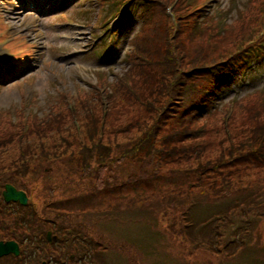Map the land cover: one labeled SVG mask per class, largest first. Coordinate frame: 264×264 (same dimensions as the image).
Listing matches in <instances>:
<instances>
[{
  "label": "trees",
  "instance_id": "obj_1",
  "mask_svg": "<svg viewBox=\"0 0 264 264\" xmlns=\"http://www.w3.org/2000/svg\"><path fill=\"white\" fill-rule=\"evenodd\" d=\"M160 13L162 15L163 10L156 5L152 20ZM132 43L135 61H128L121 78L113 84L112 92L94 88L88 92L90 99L85 94L76 107L65 105L45 114L44 130L33 129L25 137L27 149L24 153L19 149L18 140L5 143H17L21 177L28 176L35 162L32 155L36 145L30 143L31 139L41 145L40 150L45 143H51L58 148L73 147L74 154L75 146L78 148L75 162L81 170L77 173L82 178L94 179V190L91 197L85 194L63 199L68 204L61 201L62 205H52L49 201L47 206L52 205V208L48 210L54 213L57 225L67 220L75 202H82V205L72 210L96 208L101 211L103 208L99 207L105 198L108 209L123 210L119 202L132 205L134 201L123 197L133 195L137 207L144 213L139 217L146 222L142 224L153 226L154 231L157 224H164L153 218L166 215L168 233L174 230L178 234L181 241L170 234L179 252L175 259L168 257L170 260L199 264L192 261L195 250L207 255L208 260L219 261L233 260L239 252H250V236L257 232L264 219V101H260L258 95L260 91L264 97V88L257 89L253 95L247 94L236 104L231 117L234 121L242 114L244 123L229 133L224 128L225 109L215 113L219 122H208L210 105L218 99L219 90L214 84L223 85L225 79L214 77L210 80L205 75L220 71V65L209 67L203 63L201 54H185V45L176 44L159 23L152 35L141 39L135 36ZM175 50L179 54H175ZM179 55L186 61L181 62ZM135 64L143 67L139 69ZM127 105L137 107V113L142 109L141 113L137 115L128 110ZM119 135L124 139L119 140ZM13 179L15 177L8 173L0 172V218L15 213L14 203L23 211L32 205L29 202L21 206L18 202L3 200L5 183ZM14 183L28 191L25 180ZM49 189L55 193L57 186L53 184ZM196 206H210L208 214L199 216L197 213L201 220L195 214ZM29 208L25 212L30 218L25 222L36 217ZM129 218L136 220L133 216ZM48 219L44 217L43 221L48 222ZM20 222L23 226L19 220V227ZM233 225H236L234 229H230ZM3 227L7 229L5 224ZM47 229L43 234L47 235ZM53 233L58 235L57 239L48 241L45 236L41 237L38 251L29 259L38 262L48 256L55 264L71 263V260L62 261L61 254L67 252L70 259L78 243L77 246L72 242L65 244V232L57 228ZM16 235L0 231V238H17ZM66 236L72 241L77 234L70 228ZM86 236L82 234L78 238L87 240ZM23 247L25 249V245ZM93 249L87 244L83 264H87ZM7 259L0 258V264H10Z\"/></svg>",
  "mask_w": 264,
  "mask_h": 264
},
{
  "label": "rangeland",
  "instance_id": "obj_2",
  "mask_svg": "<svg viewBox=\"0 0 264 264\" xmlns=\"http://www.w3.org/2000/svg\"><path fill=\"white\" fill-rule=\"evenodd\" d=\"M113 1L40 0V2L35 1L34 5L22 6L21 0H0V11L3 8L0 15V39L11 35L21 40V48L11 52L12 62H22L26 58L30 66L38 62L26 75L0 84V126L9 124L10 120L14 122L20 120L25 107L31 112L35 110L44 112L52 106L57 109L64 108L68 99L67 92H70L72 96H78L79 99L87 94L89 100L91 96L88 92L92 90L91 85L96 80L101 85H107L114 79V76L118 77L122 69L128 67V61H135V50L129 46L131 35L139 32L138 39L152 35L157 23L170 33L176 44L185 45V54L188 55L198 53L219 55L264 30V15L260 18L259 25H254L255 20L253 19V16L257 18L261 11L264 12V0H250L249 2L248 0H190L191 6H186L185 0H173L175 1L174 6H167L165 15L160 14L152 25L144 24L141 27L140 6L134 5L137 10L131 11V16L126 20L122 34L117 33L114 44L107 46V48L114 47V55L117 58L103 62L98 59L105 52L103 48L96 50L95 47L90 48V45L95 42L100 33L105 31L102 37L109 38L114 32L118 13L114 12L118 7L112 5ZM133 2L147 7V3L142 0H133ZM199 3L205 10L201 17L196 18L198 11L194 14L195 8L192 6ZM248 16L250 18L247 19ZM97 24L102 25V28L97 27V31L92 30L91 28ZM26 40L38 46L37 55L34 46ZM47 45L51 48H47ZM56 46L67 47V50L72 53L66 57L52 58L43 64L45 59L43 56L53 57ZM42 48L43 53L41 54ZM174 53L179 54L176 50ZM179 56L182 59V61L180 59L181 62L186 61L184 56ZM135 66L139 69L143 67L136 64ZM27 68L26 65L22 69ZM99 69L102 70L96 72ZM259 99L263 100L261 96ZM128 108L137 115L141 113H137V107L128 106ZM241 116L238 115L239 120L243 119ZM224 127L229 130L228 126ZM123 139L124 137L119 135V140ZM30 143L36 145H34L35 152L32 155L35 162L30 166L27 177L20 175L22 164L16 142L0 145V172L15 177L13 182L25 180L28 183V191L25 192L32 203L29 210L34 211L32 215L36 217L26 222L25 226L34 232L37 229V237L47 228V225L54 230L57 228L61 233L64 231V242L67 245L72 242L77 246L78 237L82 234L90 235L97 238L99 242H103V244L99 243L101 246H98L97 250L99 258L102 257L105 264H183L179 259L170 260L168 258L179 256V252L178 246L173 244L170 238V234L173 238L178 237V234L174 230L168 233L167 226H165L166 215H156L153 218L154 221L164 224V226L157 224L153 231V226H146L142 224L146 222L139 219L144 213L137 207L138 204L133 195L123 198L134 201V204L128 206L119 202L123 210L108 209V202L105 198L99 207V209L103 208L101 211L96 208L84 211L72 210L82 205V202H75L67 214V220L57 225L54 213L48 209H51L52 205H62L63 199L75 196L79 198L85 194L91 197L94 190V179L82 178L77 173V170L81 172L75 162V157L78 155L77 147L74 146L75 153L73 154V147L70 146L58 148L53 147L54 144L45 143L44 148L40 150L41 145L36 139H31ZM29 153L31 154L32 151ZM53 184L57 186L55 193L49 189ZM49 201L53 204L47 206ZM14 207L13 215L1 216L0 231L13 234L25 231L24 227H19L17 223L19 220L25 223L30 218L29 214L20 210L15 203ZM126 208L128 209L125 210ZM209 208L210 206H199V208L196 206V216L197 213L199 216L208 214ZM21 214L24 217H20ZM130 216L135 217L136 220H131ZM199 216L197 218L201 220ZM44 217L49 218L48 222L43 221ZM3 224L7 226V229L3 227ZM35 225L41 226L42 229L41 227L36 228ZM235 226L233 225L230 229H234ZM70 228L77 234L72 241L66 236V230ZM103 238H105L104 241ZM250 238L248 245L250 252H239L233 260H208L207 255H202L201 251L195 250L192 261H197L199 264H264V219L257 228V232ZM0 239L6 238L1 237ZM179 239L178 237L176 240L181 241ZM62 255L66 258L68 253L62 252ZM90 261L89 259L87 264H90ZM7 263L13 264L14 261L8 258Z\"/></svg>",
  "mask_w": 264,
  "mask_h": 264
},
{
  "label": "water",
  "instance_id": "obj_3",
  "mask_svg": "<svg viewBox=\"0 0 264 264\" xmlns=\"http://www.w3.org/2000/svg\"><path fill=\"white\" fill-rule=\"evenodd\" d=\"M6 199L19 200L21 203H27V195L24 191L18 190L15 187L7 184L6 190L4 192ZM13 252L15 254L19 253V246L14 241H0V256Z\"/></svg>",
  "mask_w": 264,
  "mask_h": 264
}]
</instances>
